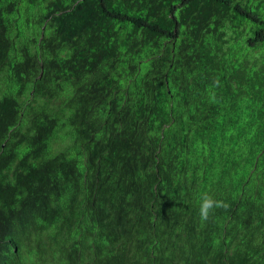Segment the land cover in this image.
<instances>
[{"label":"trees","instance_id":"1","mask_svg":"<svg viewBox=\"0 0 264 264\" xmlns=\"http://www.w3.org/2000/svg\"><path fill=\"white\" fill-rule=\"evenodd\" d=\"M0 264H264V0H0Z\"/></svg>","mask_w":264,"mask_h":264},{"label":"clouds","instance_id":"2","mask_svg":"<svg viewBox=\"0 0 264 264\" xmlns=\"http://www.w3.org/2000/svg\"><path fill=\"white\" fill-rule=\"evenodd\" d=\"M227 205L220 200H215L208 195H204L199 205V215L202 220H208L210 214L217 208H226Z\"/></svg>","mask_w":264,"mask_h":264},{"label":"water","instance_id":"3","mask_svg":"<svg viewBox=\"0 0 264 264\" xmlns=\"http://www.w3.org/2000/svg\"><path fill=\"white\" fill-rule=\"evenodd\" d=\"M13 250H15V249H13Z\"/></svg>","mask_w":264,"mask_h":264}]
</instances>
